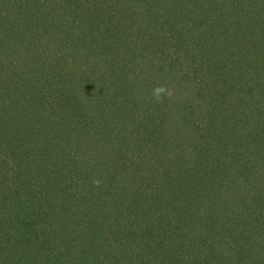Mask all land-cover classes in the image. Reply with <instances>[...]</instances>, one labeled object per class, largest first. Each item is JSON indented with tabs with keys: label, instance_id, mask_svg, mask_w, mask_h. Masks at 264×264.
<instances>
[{
	"label": "trees",
	"instance_id": "trees-1",
	"mask_svg": "<svg viewBox=\"0 0 264 264\" xmlns=\"http://www.w3.org/2000/svg\"><path fill=\"white\" fill-rule=\"evenodd\" d=\"M0 264H264V0H0Z\"/></svg>",
	"mask_w": 264,
	"mask_h": 264
},
{
	"label": "clouds",
	"instance_id": "clouds-1",
	"mask_svg": "<svg viewBox=\"0 0 264 264\" xmlns=\"http://www.w3.org/2000/svg\"><path fill=\"white\" fill-rule=\"evenodd\" d=\"M174 94V87L167 83H158L151 92L153 100L157 103H162L165 99L171 100Z\"/></svg>",
	"mask_w": 264,
	"mask_h": 264
}]
</instances>
